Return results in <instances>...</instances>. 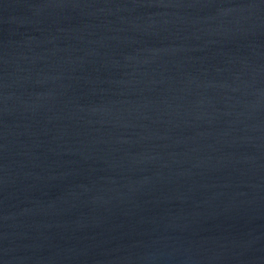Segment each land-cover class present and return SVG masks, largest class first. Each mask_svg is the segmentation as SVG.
Returning a JSON list of instances; mask_svg holds the SVG:
<instances>
[{"label":"water","instance_id":"1","mask_svg":"<svg viewBox=\"0 0 264 264\" xmlns=\"http://www.w3.org/2000/svg\"><path fill=\"white\" fill-rule=\"evenodd\" d=\"M0 264H264V0H0Z\"/></svg>","mask_w":264,"mask_h":264}]
</instances>
